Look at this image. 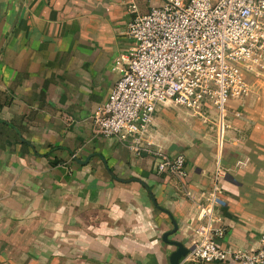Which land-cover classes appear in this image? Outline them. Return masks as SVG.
<instances>
[{
	"label": "crops",
	"instance_id": "1",
	"mask_svg": "<svg viewBox=\"0 0 264 264\" xmlns=\"http://www.w3.org/2000/svg\"><path fill=\"white\" fill-rule=\"evenodd\" d=\"M163 1L135 3L146 14ZM128 2L0 0V264H170L175 243L191 247L218 170L217 244L258 247L264 76L229 102L216 138L170 104L154 113L150 154L92 131L135 45ZM157 151L183 155L186 175L158 173Z\"/></svg>",
	"mask_w": 264,
	"mask_h": 264
},
{
	"label": "built area",
	"instance_id": "2",
	"mask_svg": "<svg viewBox=\"0 0 264 264\" xmlns=\"http://www.w3.org/2000/svg\"><path fill=\"white\" fill-rule=\"evenodd\" d=\"M128 7L132 17L126 35L135 45L106 102L96 109L92 131L137 155L150 154L144 143L154 113L170 104L205 120L214 110L217 134H223L229 102L248 97L250 78L264 76V0H164L146 14L138 13L135 0ZM153 154L158 173L186 175L183 155ZM221 195L218 170L183 262L264 264V233L254 250L217 244L224 235L215 212L224 205Z\"/></svg>",
	"mask_w": 264,
	"mask_h": 264
},
{
	"label": "rangeland",
	"instance_id": "3",
	"mask_svg": "<svg viewBox=\"0 0 264 264\" xmlns=\"http://www.w3.org/2000/svg\"><path fill=\"white\" fill-rule=\"evenodd\" d=\"M182 110L185 111L189 116H191V114L187 110H185V109H182ZM213 114H214L213 112L206 113L205 114L206 121L204 123H207V125L210 128L211 133L214 134V137L216 138L218 136L217 129H216V126H215V124H216V116L213 115ZM192 118L200 119V118H197V117H192ZM203 120H205V119H203ZM215 134H217V135H215Z\"/></svg>",
	"mask_w": 264,
	"mask_h": 264
},
{
	"label": "water",
	"instance_id": "4",
	"mask_svg": "<svg viewBox=\"0 0 264 264\" xmlns=\"http://www.w3.org/2000/svg\"><path fill=\"white\" fill-rule=\"evenodd\" d=\"M177 247V251H175L172 255H171V259H170V264H178L179 261L186 256V254L188 253V251L182 247L180 244H174Z\"/></svg>",
	"mask_w": 264,
	"mask_h": 264
}]
</instances>
